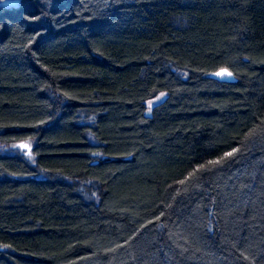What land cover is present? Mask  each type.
<instances>
[{
	"label": "trees",
	"instance_id": "trees-1",
	"mask_svg": "<svg viewBox=\"0 0 264 264\" xmlns=\"http://www.w3.org/2000/svg\"><path fill=\"white\" fill-rule=\"evenodd\" d=\"M0 264H264V0L0 4Z\"/></svg>",
	"mask_w": 264,
	"mask_h": 264
},
{
	"label": "snow or ice",
	"instance_id": "snow-or-ice-1",
	"mask_svg": "<svg viewBox=\"0 0 264 264\" xmlns=\"http://www.w3.org/2000/svg\"><path fill=\"white\" fill-rule=\"evenodd\" d=\"M14 2H15V0H0V3L12 4ZM215 75H217V76H225V75L231 76V73L227 72L226 70H221L220 72H217ZM163 95H164V93H161V96H163ZM157 99H159V97ZM149 103L151 104V102H149ZM19 148L28 150L27 155L31 156V145L29 143H22L19 145ZM237 151H238V149L233 148L232 152L225 153L224 155H225V157H231ZM221 159H223V158H221ZM212 163H220V160H217V161L212 162ZM181 183H183V181Z\"/></svg>",
	"mask_w": 264,
	"mask_h": 264
},
{
	"label": "rangeland",
	"instance_id": "rangeland-1",
	"mask_svg": "<svg viewBox=\"0 0 264 264\" xmlns=\"http://www.w3.org/2000/svg\"><path fill=\"white\" fill-rule=\"evenodd\" d=\"M15 3H16V0H15V2L12 3V4H8V3H0V4H1V5H13V4H15ZM158 97H159V99H157ZM163 97H164V95L161 96V93H159V94L155 95L154 97L147 99V100L145 101V106H146V108L149 109L153 104H155V103H157L158 101H160ZM149 102H151V104H150Z\"/></svg>",
	"mask_w": 264,
	"mask_h": 264
},
{
	"label": "water",
	"instance_id": "water-1",
	"mask_svg": "<svg viewBox=\"0 0 264 264\" xmlns=\"http://www.w3.org/2000/svg\"><path fill=\"white\" fill-rule=\"evenodd\" d=\"M221 70H226V69H224V68L217 69V70H215L214 72H211L210 76H211V77L218 78V79H228L230 76H227V75H225V76H217V75H215L217 72H220ZM226 71H227V70H226ZM227 72H228V71H227Z\"/></svg>",
	"mask_w": 264,
	"mask_h": 264
}]
</instances>
